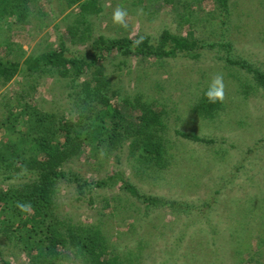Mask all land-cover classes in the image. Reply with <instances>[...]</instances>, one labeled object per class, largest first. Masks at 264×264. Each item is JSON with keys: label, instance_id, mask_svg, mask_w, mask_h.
<instances>
[{"label": "rangeland", "instance_id": "374dc122", "mask_svg": "<svg viewBox=\"0 0 264 264\" xmlns=\"http://www.w3.org/2000/svg\"><path fill=\"white\" fill-rule=\"evenodd\" d=\"M97 1L103 12L87 14L91 36L81 43L73 42L67 30L80 17L79 5L33 0L22 29L15 17L5 15L0 19V56L23 62L57 48L62 39L67 55L80 56L92 50L100 35L149 36L157 43L165 29L180 36L192 29L202 46L198 57L143 60L116 55L101 61L113 104L142 96L165 110L166 167L150 168L138 156L130 157L127 147L118 163L107 157L98 165L84 152L63 167L89 182L118 168L140 194L169 203L147 205L116 183L95 184L81 196L77 182L66 180L56 190V214L75 222H103L111 251L122 264L137 256L134 264H248V248H256L261 229L264 236V217L257 207L264 206V87L242 63L264 74V0H229L228 13L214 0ZM118 10L125 13L122 21L114 18ZM217 77L223 92L221 106L212 115L200 113L198 103ZM74 88L72 80L57 74L19 73L0 85V115L5 112L2 100L14 102L30 90L28 99L42 110L75 117L78 105L70 96ZM177 129L212 141L186 138ZM30 179L26 175L22 182ZM11 181L16 186L20 179ZM0 249L12 264H32L29 255L1 231ZM261 249L264 253V245ZM61 258L59 264H89L69 251Z\"/></svg>", "mask_w": 264, "mask_h": 264}, {"label": "trees", "instance_id": "16d2710c", "mask_svg": "<svg viewBox=\"0 0 264 264\" xmlns=\"http://www.w3.org/2000/svg\"><path fill=\"white\" fill-rule=\"evenodd\" d=\"M64 1L68 7L80 6V17L68 24L67 30L73 42L81 43L88 34L91 36L87 14H100L103 7L98 5L97 0ZM214 1L225 13L230 11L229 0ZM32 2L0 0V19L12 15L17 27L22 29L30 15ZM207 15L211 17L214 14L209 12ZM184 20L190 21L188 16H184ZM226 45L230 46V43ZM201 46L192 29L185 36L165 29L157 43L149 36L111 38L100 35L94 40L92 50L80 56L67 55L69 49L64 39L57 48L30 55L23 62L0 56V85L8 84L19 73L57 74L72 80L75 88L70 96L78 105L75 117L42 110L28 99L30 90L19 95L14 102H1L5 112L0 115V231L14 247L29 255L32 264H59L64 251L85 257L89 264H122L120 256L111 251L112 245L103 222H75L55 212L56 190L66 180L77 182L81 196L95 184L105 187L116 183L147 205L169 203L161 197L140 194L118 168L107 173L106 177L90 182L82 180L80 174L63 168L84 152L98 165H103V160L110 157L116 158L118 163L126 147L130 157L138 156L150 168L161 169L169 163L168 142L163 136L167 126L165 110L143 100L142 96L132 102L124 100L120 105L113 104L108 93L111 86L106 66L101 61L116 55L136 56L143 60L179 55L198 57ZM242 65L254 71L264 87V74L246 62ZM82 77L85 80L75 85L74 82ZM209 91L204 93L197 109L200 113L212 115L213 110L221 106L222 99L210 102L207 97ZM126 109L132 110V113L126 114ZM177 132L189 139L212 141L179 129ZM26 175H30L31 179L22 182ZM14 178L20 179L16 186L11 181ZM93 202L91 197L90 203ZM257 207L264 217V206ZM99 220L103 221L102 218ZM263 245L261 229L256 248H248V264H264ZM139 258L135 257L136 261ZM135 259H130L129 263L134 264ZM0 264H12L5 258L2 249Z\"/></svg>", "mask_w": 264, "mask_h": 264}, {"label": "clouds", "instance_id": "9594fccd", "mask_svg": "<svg viewBox=\"0 0 264 264\" xmlns=\"http://www.w3.org/2000/svg\"><path fill=\"white\" fill-rule=\"evenodd\" d=\"M125 15V13L121 12V11H117L115 13V19L117 21H122L123 16ZM220 83V78L217 77L214 82H213V88L212 90H210L207 93V97L209 99L210 102L215 103L217 101V99H223V92L222 89L218 88L217 85H219ZM23 207V206H22ZM27 210V209H26Z\"/></svg>", "mask_w": 264, "mask_h": 264}]
</instances>
